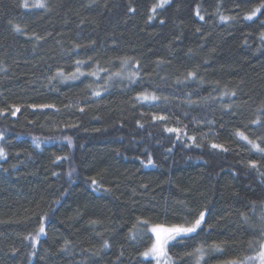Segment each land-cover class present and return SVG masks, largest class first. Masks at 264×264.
Instances as JSON below:
<instances>
[{"label":"trees","instance_id":"obj_1","mask_svg":"<svg viewBox=\"0 0 264 264\" xmlns=\"http://www.w3.org/2000/svg\"><path fill=\"white\" fill-rule=\"evenodd\" d=\"M37 2L0 0V264H154L150 226L200 212L168 264H259L264 154L235 132L264 147L262 0Z\"/></svg>","mask_w":264,"mask_h":264},{"label":"snow or ice","instance_id":"obj_2","mask_svg":"<svg viewBox=\"0 0 264 264\" xmlns=\"http://www.w3.org/2000/svg\"><path fill=\"white\" fill-rule=\"evenodd\" d=\"M165 3H167V0H161V3L156 5L155 7H163V5ZM33 6L39 7V8H44L46 5L43 3V0H38V2ZM24 7H28L27 3L24 4ZM155 7L153 8V11H155ZM262 9H264V0H262L261 4L257 7H255L250 12V14H248L245 18L248 20H252L253 17H255L257 15V13L261 12ZM197 15H199V13H197ZM200 18L203 19V17H200ZM221 19L223 20V19H227V18L221 17ZM17 30H19V29H17ZM80 63H81L80 61H77L78 65ZM126 63H127V60L122 62V64H126ZM77 73H79V75H84V73L80 72L79 67L77 68ZM77 73L71 74L70 78L71 79H78L79 77H78ZM58 75L62 76L63 73H58ZM89 75H95V73H89ZM117 75H119V73H117ZM134 75H135V73L133 74V76ZM189 75L192 76V75H194V73H189ZM94 94L97 96L100 95L99 92H95ZM232 95H235V93H232ZM139 98H142L144 100L159 99L156 96L149 97L147 95H144L142 97H138V99ZM39 107L51 108V107H54V105H40ZM18 111H19V109L17 108L16 111H14L12 113V115H15L16 112H18ZM81 111H83V109H81ZM154 119L164 120V119H166V117L160 116V117H154ZM255 122L258 123V121H255ZM165 130L169 133H175L177 135V139H179L180 135L184 132V129H182V128H166ZM235 136L238 137L240 140L245 141L247 144L251 145L252 150H255L257 153L264 154V147H262L259 143H256L253 140H251L247 135H245V133L243 131L236 130ZM189 138L192 140H195L194 137H189ZM68 139L70 141V138H68ZM196 146L198 147L199 145H196ZM211 147L213 149H220L222 151H228L229 150L228 148H226L222 144L212 143ZM4 155H5L4 149L0 148V157H3ZM148 163L149 164L152 163L151 158H149ZM249 163H250V166L252 168H257V163L255 161H250ZM92 183H96V181L93 180ZM204 221H205V213L200 212L198 218L194 219V221H192V222L172 224L170 226L155 225V226L151 227L150 231L154 234L155 241H154V243H152L151 247L148 250H146L144 253H142V255L144 257H152V259L157 261V264H160L161 260H164V264H168L169 260L171 259L168 256V252H167L168 242L170 240H175L177 237H187L190 234L196 233L197 230L201 228V225ZM144 223L147 224V221H144ZM44 232H45V227H44L43 221H41L38 232H37L36 236L32 237V239L34 241H36L37 238L39 237V235L43 234ZM262 236H264V233H262ZM105 246H107V244ZM211 248L214 251H222L221 244H213L211 246ZM193 254H196L195 264H200L201 260L204 257V254H205V249H204L203 245L194 249V253H189V255H193ZM248 260H250V261L255 260V261H258L259 264H264V243L260 244L259 251L256 253V255L253 257H248ZM226 264H239V261L233 259V260L227 261Z\"/></svg>","mask_w":264,"mask_h":264},{"label":"rangeland","instance_id":"obj_3","mask_svg":"<svg viewBox=\"0 0 264 264\" xmlns=\"http://www.w3.org/2000/svg\"><path fill=\"white\" fill-rule=\"evenodd\" d=\"M153 226H155V225H153ZM153 226H150V229H151V227H153ZM152 233V232H151ZM152 235H153V243H154V241H155V236H154V234L152 233ZM171 241V240H170ZM169 241V242H170ZM168 242V243H169ZM148 258H151L152 259V257H148ZM152 261L154 262V264H157V261L156 260H154V259H152ZM160 264H164V260H161L160 261Z\"/></svg>","mask_w":264,"mask_h":264}]
</instances>
